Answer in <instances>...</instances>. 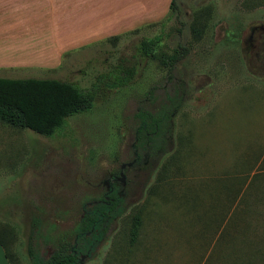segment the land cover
Segmentation results:
<instances>
[{"label":"rangeland","instance_id":"obj_1","mask_svg":"<svg viewBox=\"0 0 264 264\" xmlns=\"http://www.w3.org/2000/svg\"><path fill=\"white\" fill-rule=\"evenodd\" d=\"M242 1L177 0L178 16L166 13L63 51L66 35L129 23L108 21L107 7L97 24L92 6L65 2L49 10L48 0H0V62L43 64L0 68L2 77H50L89 89L90 74L119 57H133L138 66L127 84L102 89L91 109L68 116L50 136L0 121V227L16 264H29L28 242L46 257L70 241L82 205L110 188L121 198L117 212L82 264H203L208 255L216 264L220 228L242 206L245 185L264 184L252 178L264 174V5L247 8ZM206 8L204 33L194 39V13ZM36 32L42 45L22 42ZM119 34L113 44L105 40ZM152 37H160L157 49L166 54L177 43L188 47L172 79L137 52L139 41ZM140 108L172 111L161 151L133 147ZM226 186L234 191L224 194ZM247 207L252 215L264 209ZM230 242L222 243L225 254H233Z\"/></svg>","mask_w":264,"mask_h":264},{"label":"trees","instance_id":"obj_2","mask_svg":"<svg viewBox=\"0 0 264 264\" xmlns=\"http://www.w3.org/2000/svg\"><path fill=\"white\" fill-rule=\"evenodd\" d=\"M242 5L247 8L263 6L264 0H243ZM208 12L209 9L206 8L196 10L194 13L190 24L191 36L194 39H198L204 33L205 20L203 22V18ZM173 14L175 16L179 14L177 0H170L168 5L167 16ZM119 37L120 34L109 36L105 40L113 44ZM159 42L160 37L142 38L138 43L137 52L144 59H154L158 65L165 67L166 80H169L172 79L176 63L188 53V47L177 43L172 52L166 54L157 49ZM129 59L119 57L112 67L90 74L89 89H82L74 83L57 78L21 79V77L0 76V121L12 127L50 136L62 128L68 116L91 109L95 104V95L102 89L119 88L127 84L134 77L138 67L135 61H131L133 57ZM79 71L86 72L82 69ZM148 93H151V89ZM171 112L162 111L155 114L145 108H140L134 115L138 122L133 147L136 150L142 148V151L147 152L150 150V153L151 150L153 153L161 151L164 147L161 143L165 141L164 129L167 131ZM158 138H161V141L156 143L155 140ZM259 177L264 180V174L254 173L252 176L253 179ZM251 190L264 191V184L258 186L257 183L253 184L249 181L245 185L243 189L245 194H241L238 199V204L242 206L228 216L225 224L220 228L219 248L214 251V255H217L216 264H264V209L252 215V210L247 207V205H250V208L263 205L264 208V197L263 192L256 194ZM231 191H234V188L226 186L224 194ZM249 196L252 200L251 204L248 202ZM120 201L121 198L115 190L110 188L105 195L96 199L95 203L82 205L83 212L71 240L58 245V248L46 257L33 252L28 242L29 264H82V257L88 256L93 250L95 241L106 230V222L115 216ZM218 207L219 213L222 214L224 212L222 204L219 203ZM248 215H252L251 219L243 220L242 217L246 219ZM241 221L242 226L238 225ZM32 231L31 228L28 239L31 238ZM7 233V229L0 227V247L8 264H16L4 239ZM230 233L232 234L229 235ZM229 238L232 241L230 245L235 247L233 254L229 251L225 254L226 249L222 245ZM222 260L227 261L225 263ZM213 261L208 255L203 264H212Z\"/></svg>","mask_w":264,"mask_h":264},{"label":"crops","instance_id":"obj_3","mask_svg":"<svg viewBox=\"0 0 264 264\" xmlns=\"http://www.w3.org/2000/svg\"><path fill=\"white\" fill-rule=\"evenodd\" d=\"M50 2V9L54 10L56 7H61L64 5L65 2H67L68 7H76V6H92V12L95 16H97V24H101L103 21V11L105 12L104 8H109V10L106 12V17L109 18L108 21L112 22H120V23H129L128 26H125L123 29H120L116 31L115 27H111L108 29H103L101 32L92 30L89 32H85L82 34H72L70 36L66 35V40L63 43V51L67 49L76 48L78 46L90 43L93 39L94 40H100L103 37H106L109 34L113 33H121L124 31H127L128 29H137V27L151 24L154 22H158L166 13H168V5L170 0H164L166 5H163V3L160 0H95L94 3H91L90 0H64V2L61 1V3L57 2L56 0H48ZM159 5H162V8H159ZM167 6V8H166ZM114 9V11L110 12L111 9ZM167 9V10H166ZM54 12V11H52ZM63 15L65 13H61L60 15ZM59 15V16H60ZM54 15L52 14V17ZM110 16V17H109ZM63 22V21H62ZM26 38V36H24ZM47 42L49 40V45H51L53 48L59 49L56 44H54V37L49 36L47 38ZM43 37L41 34L38 36V33L36 34H29L27 36L26 41L22 42H32L35 43L36 46L42 45ZM53 43V44H51ZM9 45V44H8ZM7 45V46H8ZM35 46V47H36ZM5 46H2L1 48H4ZM58 51V50H57ZM6 52V51H5ZM42 62H30L28 63H21L19 61H13V62H7L2 61L0 62V68L5 67H17V66H24L25 68L29 67H35V66H42ZM0 264H8L7 260L4 257L2 248L0 247Z\"/></svg>","mask_w":264,"mask_h":264}]
</instances>
